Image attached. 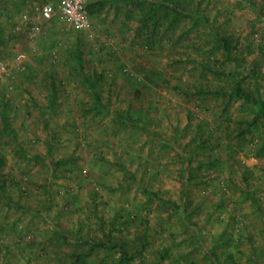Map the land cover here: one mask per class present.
I'll use <instances>...</instances> for the list:
<instances>
[{
  "label": "rangeland",
  "instance_id": "obj_1",
  "mask_svg": "<svg viewBox=\"0 0 264 264\" xmlns=\"http://www.w3.org/2000/svg\"><path fill=\"white\" fill-rule=\"evenodd\" d=\"M55 1L0 0V264H264V114L228 96L264 98V0H92L78 32Z\"/></svg>",
  "mask_w": 264,
  "mask_h": 264
},
{
  "label": "trees",
  "instance_id": "obj_2",
  "mask_svg": "<svg viewBox=\"0 0 264 264\" xmlns=\"http://www.w3.org/2000/svg\"><path fill=\"white\" fill-rule=\"evenodd\" d=\"M103 4L102 2H97L96 4H89L87 10H88V13L89 15H93L94 13L100 11L102 8H103ZM147 21H148V18L147 19H144V22L142 23V27H145L147 26ZM177 21L174 20L173 23ZM150 40L152 38V36L148 37ZM1 40V39H0ZM151 45V41H148L146 43V46L149 47ZM222 48V51L225 55L226 58L230 59L229 57L232 55V52L237 49V42L235 41L233 43L232 42H229L228 40L226 39H222L221 40V47ZM76 59L78 61V67L81 68V57H80V54H79V49H77V52H76ZM236 77V76H235ZM233 91H231L228 96L230 97H235L236 99H240V100H243L245 103H248V104H251V105H254L256 107H258V111L256 113V115L254 116L252 122L248 123V127H254L256 122L262 118L261 116L264 114V98L261 97V96H253V95H250L248 94L242 87L240 81H237L234 86H233ZM197 94H210L211 92L210 91H207V90H198L196 92ZM50 105H52V101H54V99H56V84L55 82L51 79V82H50ZM224 96H226L224 94ZM53 97V98H52ZM8 110H9V106L8 104H6V102H4V105H3V113H2V117H3V122H7V117H6V114L8 113ZM248 130V129H246ZM249 131V130H248ZM263 153H264V144H262L259 149H258V153H257V157H262L263 156ZM0 167H2V163H0ZM244 180L247 181V177H244ZM111 247L112 248H121L120 249V254L123 255V259L125 260H128L129 256H128V252L126 250H124V244H119V245H115V244H111ZM81 258L80 257H77V260H80Z\"/></svg>",
  "mask_w": 264,
  "mask_h": 264
},
{
  "label": "built area",
  "instance_id": "obj_3",
  "mask_svg": "<svg viewBox=\"0 0 264 264\" xmlns=\"http://www.w3.org/2000/svg\"><path fill=\"white\" fill-rule=\"evenodd\" d=\"M92 0H56L42 6L40 18L57 21L71 31H83L88 25V6Z\"/></svg>",
  "mask_w": 264,
  "mask_h": 264
}]
</instances>
